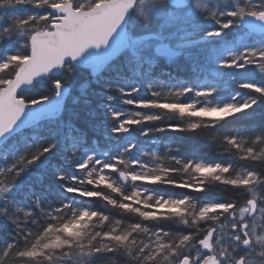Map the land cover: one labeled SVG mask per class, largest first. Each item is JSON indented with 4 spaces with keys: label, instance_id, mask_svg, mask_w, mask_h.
<instances>
[{
    "label": "snow or ice",
    "instance_id": "6c2138e0",
    "mask_svg": "<svg viewBox=\"0 0 264 264\" xmlns=\"http://www.w3.org/2000/svg\"><path fill=\"white\" fill-rule=\"evenodd\" d=\"M0 264H264V0H0Z\"/></svg>",
    "mask_w": 264,
    "mask_h": 264
},
{
    "label": "trees",
    "instance_id": "16d2710c",
    "mask_svg": "<svg viewBox=\"0 0 264 264\" xmlns=\"http://www.w3.org/2000/svg\"><path fill=\"white\" fill-rule=\"evenodd\" d=\"M173 71L179 72V69H173ZM182 78V77H181ZM136 98H145L143 93L138 94V96ZM122 109L125 111H134V110H138V109H134L133 106L131 105H121ZM142 111H147V110H142ZM168 136H175L180 142H184V143H188L190 142V137H186L183 134L180 133H167ZM163 143H169V141L165 140L163 141ZM173 148L176 147V145H172ZM198 153H189V155H197Z\"/></svg>",
    "mask_w": 264,
    "mask_h": 264
}]
</instances>
